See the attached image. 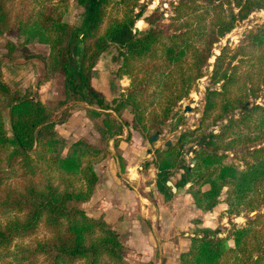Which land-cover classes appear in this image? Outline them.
<instances>
[{
  "label": "trees",
  "instance_id": "16d2710c",
  "mask_svg": "<svg viewBox=\"0 0 264 264\" xmlns=\"http://www.w3.org/2000/svg\"><path fill=\"white\" fill-rule=\"evenodd\" d=\"M8 1L0 0V35L16 29L18 38L22 39L20 46L30 41L48 44L49 52L42 56L46 72L62 71L65 97L90 104L87 112L92 117L102 115L96 128L105 144L110 138L114 141L126 124L137 130H149V138L157 133L166 123L171 104L189 93L194 80L204 76L203 68L209 66L208 59L215 53L214 42L236 20L264 7V0H177L172 5L173 13L168 16L170 21L164 20L159 9L144 17L143 9H139L111 21L99 34L107 0H76L85 14V28L49 14L40 19L29 14L23 5L12 15ZM140 18L147 25L134 27ZM111 41L121 47L118 68L121 73L131 71L132 60L162 59L165 65L159 72L164 77L168 76L167 68L192 58L194 71L181 73L180 86L175 93L170 91L162 112L148 125L144 122L145 106L138 97L143 89L137 87L140 85L127 87L115 105L108 106L100 89L92 84V67ZM7 45L11 57L15 42L8 40ZM75 52L80 55L79 59ZM211 65L202 120L214 110L223 115V120L217 122V131L206 132L203 144L191 149L194 163L179 165L182 171L174 185L185 186L193 204L200 209L216 203L223 188L228 206L256 207L264 200V145L261 144L264 100L258 103L251 98L259 96L264 84V21L250 26L236 43L223 44ZM63 100L48 104L30 94L18 96L0 69V183L20 170L26 176L21 188L7 186L0 193V216H6L4 221L0 220V264H37L39 256L43 257L44 264H127L129 247L118 230L102 214L87 213L81 204L90 199L98 181L94 163L108 149L105 145L91 144L84 137L68 143L52 119ZM108 107L114 114L104 109ZM5 108L9 109L10 133L4 123ZM125 108L132 113L130 121L123 117ZM203 133L200 126L186 129L175 142L156 149L154 157L148 160L157 169L155 186L164 199L173 194L167 180L183 158L184 146L199 140ZM237 149L243 151L236 162L232 156ZM41 170L59 173L63 185L50 179L41 185L33 177ZM75 180L82 182L76 185ZM204 184L208 186L202 187ZM193 221L189 244L179 253L178 264H225L229 259L238 258L236 250L245 252L243 241L249 228L234 225V229L229 228V235L219 236L217 228L200 225V218ZM41 223L49 232L47 236L27 244L14 242L35 233ZM230 237L233 246L226 242ZM263 257L262 254L253 257L250 251L248 264H259Z\"/></svg>",
  "mask_w": 264,
  "mask_h": 264
},
{
  "label": "rangeland",
  "instance_id": "374dc122",
  "mask_svg": "<svg viewBox=\"0 0 264 264\" xmlns=\"http://www.w3.org/2000/svg\"><path fill=\"white\" fill-rule=\"evenodd\" d=\"M176 1L177 0H107L103 9V21L100 25L98 33H103L111 21L133 14L139 9H143L142 17H144V15H148L154 9H159L163 12L165 18L164 20L166 22L170 21L171 18H168V16L173 13L174 8L172 5ZM7 5L12 15H14L20 9L21 5H23L29 14L40 17V19H43L45 15L49 14L52 17L58 16L61 20L67 21L71 25L85 28V14L83 12V8L76 0H9ZM140 19L143 20V23H139ZM140 19L135 23L134 27L141 28L147 25L144 18ZM262 21H264V7L254 9L244 19L236 20L234 26L227 33H225L219 41L214 42L213 51L215 53L208 59L209 66H206L209 69L207 70L206 67H204V76L193 81V85L189 93L182 96L180 99L175 100L171 104V110L166 123L161 125L160 130L156 133L157 138L154 140L149 138V130H137L132 128L130 124H126L124 125L123 132L118 135L114 141L113 138H110L105 144L96 128V123L101 121L102 115L92 117L87 112V109L91 107L90 104L84 101L65 97L63 83L64 76L62 71L58 70L52 73L46 72L45 59L42 58V56L49 52L48 44L30 41L23 43L22 46H20L19 43L22 42V39L18 38L16 29L8 30L0 35V69L3 77L10 84L13 92L18 96L30 94L40 98L43 102L48 104H55L59 100L64 99L56 108L52 116L56 129L62 133L68 134V143L80 137H84L88 142L96 146L104 147L105 145L108 151L104 157L109 154L117 157L122 171L125 169V160L121 155V148L119 147V144L125 145L128 142L126 146H129L132 140L131 132L132 130H136L143 137V142L145 144H149L152 149L151 157L142 162V167L145 169L146 182L149 183L152 182L154 173L156 177V171L154 172L153 168L147 169L151 166L148 160L154 157L156 149H162L166 144L175 142L182 131L186 129H196L200 126L201 130L204 131L201 135L203 137H200L199 140H194L184 146V153L182 154L183 158L179 160L177 166L172 170L170 180H172L174 184L175 180L179 178L180 172L182 171V168L179 167V165H192L194 163V161L191 160V149L200 143L203 144L202 142H204L207 137L206 132L217 131V122L223 120V115H219L217 110L212 112L210 111L207 114L206 119L202 120L205 103L204 93L206 79L208 73L211 71V62L213 61L215 54L218 53L223 44L236 43L242 36V32L245 31V29H248L250 26ZM8 40L15 42L11 57L8 55ZM77 44L79 43L77 42ZM119 47L118 42L111 41L98 55L95 64L92 67V84L100 89L102 99L108 106H114L115 100L119 99L121 92L125 91L127 87L131 85H140L137 87H141L143 89L142 92L138 94V97L141 103L145 106L144 122L148 125L152 122L153 118L155 119L162 112L170 91L173 90V93H175L180 86L181 73L194 71L193 66L190 63L192 58L188 57L182 64L171 66L169 69L167 68L166 72L168 76L164 77H162L159 72V68H162V66L165 65L162 59H157L155 61L148 58H144L143 60H132L131 63L134 67L131 68V71L128 73H121L118 70L119 64L122 60L119 53L121 47ZM75 50L76 49L74 48V51ZM29 53H39V55L28 56L30 55ZM74 55L79 59L80 55L78 52H75ZM262 86L263 87L260 90L261 92H259V96L251 98L253 102L254 100L258 103L263 102L264 84ZM194 93H196L197 96H194ZM187 106L189 107V110H185V107ZM97 108L99 109V107ZM104 109L114 114V110L111 107ZM236 114L239 116V113ZM3 116L6 129L8 133H10L8 108L3 110ZM131 116L132 113L129 108H125L123 110V117L130 121ZM253 118L251 120H253ZM172 126L173 128H171ZM261 144L264 145V141L261 142ZM246 148L247 147L244 149ZM241 151L243 150L237 149L235 156H232L234 161H238V155L241 154ZM3 154L4 153H2V156ZM231 154L232 153L229 152V156H231ZM104 157L96 159V162L94 163L96 171H99L100 167H102V164L99 165V161H101ZM119 157L122 158L123 161H121ZM20 171H17V173H14L13 175H8L3 179L2 183H0V193L2 189L7 186L15 188L22 187L26 180V176ZM33 177L41 185L46 182L47 179L52 180L55 184H59L60 186L64 183L61 175L55 171L47 172L41 170L36 172ZM81 182V180H75L74 184L79 185ZM207 186V184H204L202 187L206 188ZM181 189V194L183 196L180 200L184 202V200L187 199V197H184L183 193L185 186H181ZM223 190L224 191L217 198L216 203L208 209H201L202 213L190 218L192 220H190L191 222H189L186 230L191 232V228H193L194 225L193 218H200V225L217 228L219 230V236H226L229 235V228L234 225H241L245 222L248 216L251 217L248 211L249 208L242 204H238L233 207L228 206L225 202V188H223ZM185 204H188V201H186ZM87 209H89V207ZM258 210L261 212V216L256 219V222H258L257 224L264 229V204L261 205ZM230 211H233L236 214H229ZM5 219L6 216H0L1 221H4ZM110 222L114 225L116 220L111 219ZM260 232L264 233V230H261ZM48 234L49 232L47 228L41 223L35 233L24 238H17L14 242H17L18 244H27L37 238L39 239L45 237ZM124 236L125 232L120 235L123 240ZM260 238L261 234L258 237L252 236V238L248 240L247 249H253L251 250L252 254L258 253L257 248L253 247V243L255 240L256 243L260 242ZM226 242L228 245H234L231 237L228 238ZM126 251L128 253L129 248ZM127 253L126 256L128 257ZM235 253L238 255V258H233V260L229 259L225 262V264H248L250 262L251 258L246 257L247 254L240 249L236 250ZM7 258L10 259L11 257ZM244 258L247 259L245 260ZM42 261L43 257L39 256L37 264H44ZM259 264H264V257Z\"/></svg>",
  "mask_w": 264,
  "mask_h": 264
},
{
  "label": "crops",
  "instance_id": "0c3cea01",
  "mask_svg": "<svg viewBox=\"0 0 264 264\" xmlns=\"http://www.w3.org/2000/svg\"><path fill=\"white\" fill-rule=\"evenodd\" d=\"M60 133L68 138V134ZM131 139L129 146L128 142L119 144L125 160L124 171L112 154L99 161L102 167L97 171L98 181L82 206L91 215L102 214L108 222L116 220L114 225L110 223L120 235L125 232L124 240L120 238L129 247L127 264H178L179 253L189 244L191 232L186 228L190 218L202 211L195 207L185 189L188 204L180 200L181 187L164 199L156 189L155 173L152 182H146L142 162L151 157V146L143 142L136 130H132ZM149 164L152 167L147 169L153 168L155 172L156 167Z\"/></svg>",
  "mask_w": 264,
  "mask_h": 264
},
{
  "label": "flooded vegetation",
  "instance_id": "af4514ba",
  "mask_svg": "<svg viewBox=\"0 0 264 264\" xmlns=\"http://www.w3.org/2000/svg\"><path fill=\"white\" fill-rule=\"evenodd\" d=\"M264 204V200L260 202V204L256 207H252V208H249V215L251 217L248 216V218H246L245 222H243L241 225H236L237 227L238 226H244L246 228H249V231H247L245 233V236H244V241H243V244H244V251L245 253L247 254L246 257H249V252L253 249H247V245H248V240L252 238V236H260L261 234V238H260V242H255L253 243V247L257 248V251L258 253L256 254H253V257H255L256 255L258 254H262L264 255V233L263 232H260L261 230L263 231L264 229L259 226L256 222V219L259 218L261 216V212L258 210L261 205ZM264 212V211H263ZM255 220V221H254ZM261 227V228H260ZM230 229H234V226H232ZM263 233V234H262ZM234 242V241H233Z\"/></svg>",
  "mask_w": 264,
  "mask_h": 264
},
{
  "label": "water",
  "instance_id": "95a60500",
  "mask_svg": "<svg viewBox=\"0 0 264 264\" xmlns=\"http://www.w3.org/2000/svg\"><path fill=\"white\" fill-rule=\"evenodd\" d=\"M246 30L247 29H245V31H243L242 32V36L245 34V32H246ZM206 69L208 70L209 68L208 67H206ZM194 96H197V94L196 93H194ZM185 110H189V107L187 106V107H185ZM157 138V134L155 133V134H152V135H150V139L151 140H154V139H156ZM194 161V160H193ZM167 184H169V185H171V188H172V190L173 191H175L176 190V186L173 184V182H172V180H167Z\"/></svg>",
  "mask_w": 264,
  "mask_h": 264
}]
</instances>
